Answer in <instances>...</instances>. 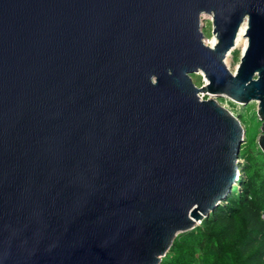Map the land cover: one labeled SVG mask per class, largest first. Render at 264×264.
I'll use <instances>...</instances> for the list:
<instances>
[{
  "label": "water",
  "instance_id": "1",
  "mask_svg": "<svg viewBox=\"0 0 264 264\" xmlns=\"http://www.w3.org/2000/svg\"><path fill=\"white\" fill-rule=\"evenodd\" d=\"M224 96L264 152V0H0V264H159L240 174Z\"/></svg>",
  "mask_w": 264,
  "mask_h": 264
},
{
  "label": "trees",
  "instance_id": "2",
  "mask_svg": "<svg viewBox=\"0 0 264 264\" xmlns=\"http://www.w3.org/2000/svg\"><path fill=\"white\" fill-rule=\"evenodd\" d=\"M231 192L199 225L180 232L159 264H264V152L242 144Z\"/></svg>",
  "mask_w": 264,
  "mask_h": 264
},
{
  "label": "rangeland",
  "instance_id": "3",
  "mask_svg": "<svg viewBox=\"0 0 264 264\" xmlns=\"http://www.w3.org/2000/svg\"><path fill=\"white\" fill-rule=\"evenodd\" d=\"M210 17L209 15L204 16V18H202L201 20L203 24L202 30L205 36L204 40L208 45V42L214 39V35L212 33V20ZM242 52V48L238 46L234 47V49L230 53L228 62L226 63L230 71L235 72L240 62ZM191 76L197 86H201L204 83L203 80L205 77L203 76V73L201 71L198 73H192ZM201 95L203 98L212 97L206 93H201ZM216 100L226 109H228L233 115L238 117L240 124L245 129V141L252 142L254 137H256V139L258 138V136L261 134L260 129L263 120L259 118L257 113V101H251L247 104H242L241 102L234 101L227 96L216 97ZM240 160L241 162H243V159ZM238 167H241L240 164H238ZM240 171L241 170L239 169V172ZM200 222L196 225H199Z\"/></svg>",
  "mask_w": 264,
  "mask_h": 264
},
{
  "label": "bare ground",
  "instance_id": "4",
  "mask_svg": "<svg viewBox=\"0 0 264 264\" xmlns=\"http://www.w3.org/2000/svg\"><path fill=\"white\" fill-rule=\"evenodd\" d=\"M209 17L211 16V14H208V13H203L201 16L204 17V16H208ZM211 18V17H210ZM217 42V38L216 36H214V39H212L211 41H209V46H214ZM248 45V37H247V33H246V21H244V23L241 25V28L238 32V35L236 36L235 40H234V43L233 45L231 46L230 50L227 51L225 53V56H224V62L225 64L228 62V58H229V55L230 53L232 52V50L234 49V47H241L242 50H244Z\"/></svg>",
  "mask_w": 264,
  "mask_h": 264
},
{
  "label": "built area",
  "instance_id": "5",
  "mask_svg": "<svg viewBox=\"0 0 264 264\" xmlns=\"http://www.w3.org/2000/svg\"><path fill=\"white\" fill-rule=\"evenodd\" d=\"M241 161V160H240Z\"/></svg>",
  "mask_w": 264,
  "mask_h": 264
},
{
  "label": "clouds",
  "instance_id": "6",
  "mask_svg": "<svg viewBox=\"0 0 264 264\" xmlns=\"http://www.w3.org/2000/svg\"><path fill=\"white\" fill-rule=\"evenodd\" d=\"M240 159V158H239Z\"/></svg>",
  "mask_w": 264,
  "mask_h": 264
}]
</instances>
